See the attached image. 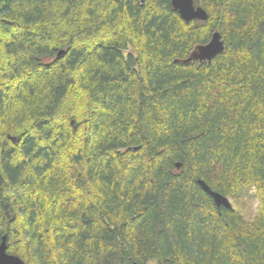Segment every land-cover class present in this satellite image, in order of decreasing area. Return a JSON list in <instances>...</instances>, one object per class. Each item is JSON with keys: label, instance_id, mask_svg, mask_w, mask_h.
I'll return each mask as SVG.
<instances>
[{"label": "trees", "instance_id": "1", "mask_svg": "<svg viewBox=\"0 0 264 264\" xmlns=\"http://www.w3.org/2000/svg\"><path fill=\"white\" fill-rule=\"evenodd\" d=\"M193 1L205 20L171 0H0L7 253L264 264V0ZM214 31L223 51L183 63Z\"/></svg>", "mask_w": 264, "mask_h": 264}, {"label": "water", "instance_id": "2", "mask_svg": "<svg viewBox=\"0 0 264 264\" xmlns=\"http://www.w3.org/2000/svg\"><path fill=\"white\" fill-rule=\"evenodd\" d=\"M171 5L186 22L192 19L205 20L207 18V12L202 7L194 5L193 0H171ZM223 49L224 43L221 34L219 31H214L208 42L197 45L182 62L189 63L193 60L199 62L210 61L217 54L221 53ZM62 53L63 51L60 50L57 56ZM176 166L179 168L180 163H177ZM196 182L201 189L212 198L217 207L223 206L225 208H232L230 199L212 190L203 179H197ZM6 249V237L2 236L0 241V264H25L19 256L7 253Z\"/></svg>", "mask_w": 264, "mask_h": 264}, {"label": "rangeland", "instance_id": "3", "mask_svg": "<svg viewBox=\"0 0 264 264\" xmlns=\"http://www.w3.org/2000/svg\"><path fill=\"white\" fill-rule=\"evenodd\" d=\"M253 194V190H249L248 191V195H250V197L252 196ZM231 201V199H230ZM247 201V202H246ZM232 203V202H231ZM244 205V206H243ZM242 207H243V211L246 215H253L255 212H256V208H257V199L256 198H249V197H246L245 200H243V204H242ZM248 207V208H246ZM250 208V209H249ZM152 264V263H150Z\"/></svg>", "mask_w": 264, "mask_h": 264}, {"label": "bare ground", "instance_id": "4", "mask_svg": "<svg viewBox=\"0 0 264 264\" xmlns=\"http://www.w3.org/2000/svg\"><path fill=\"white\" fill-rule=\"evenodd\" d=\"M197 20V19H196ZM220 30V29H219ZM208 162V161H207ZM210 165V164H209ZM196 166V165H195ZM204 166V165H203ZM217 167V166H216ZM194 168V167H193ZM204 170V169H203ZM216 170H218V169H216ZM191 171H193V170H191ZM208 173V172H207ZM218 173H220V170H219V172ZM215 174V173H214ZM221 174V173H220ZM200 175V174H199ZM207 175V174H206ZM218 175V174H217ZM216 176V175H215ZM214 176V177H215ZM199 177V176H198ZM216 178V177H215ZM213 181V180H212ZM254 182V181H253ZM242 183V182H241ZM255 184H257L256 182H254ZM244 184V183H243ZM242 184V185H243ZM247 184H248V182H247ZM250 184V183H249ZM213 185H214V183H213ZM200 187V186H199ZM213 187V186H212ZM246 187V186H245ZM242 189V188H241ZM235 192V191H234ZM237 192V191H236ZM231 193H233V192H231ZM238 194V193H237ZM240 195V194H239ZM259 195V194H258ZM209 196V195H208ZM252 197V196H251ZM260 197H261V194H260ZM240 198V197H239ZM238 199V198H237ZM242 199V198H241ZM262 201V200H261ZM235 202H237V201H235ZM239 202V201H238ZM247 202V201H246ZM244 206V205H243ZM246 208H248V207H246ZM250 209V208H249ZM244 213V212H243ZM240 217V216H239ZM249 217V216H248ZM241 219V218H240ZM7 241V240H6ZM8 249V248H7ZM140 263V262H139Z\"/></svg>", "mask_w": 264, "mask_h": 264}]
</instances>
